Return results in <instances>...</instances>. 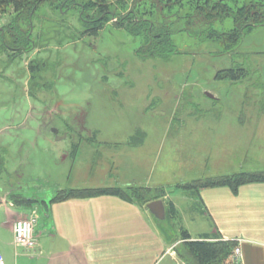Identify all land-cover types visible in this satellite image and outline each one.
Instances as JSON below:
<instances>
[{"label": "rangeland", "instance_id": "rangeland-1", "mask_svg": "<svg viewBox=\"0 0 264 264\" xmlns=\"http://www.w3.org/2000/svg\"><path fill=\"white\" fill-rule=\"evenodd\" d=\"M77 14L61 16L45 3L33 21L35 52L21 59L0 50V158L6 168L0 166V201L19 203L13 209L26 212L20 219L34 213L40 229L47 212L42 198H51L52 186L70 175L74 143L77 161L104 157L107 168L93 165L91 171L97 184L117 173L140 186L163 184L166 205L191 201L180 183L264 169V26L245 35L232 56L218 42L178 34L182 54L144 59L136 52L139 39L113 21L83 36ZM8 16L0 14V25ZM231 25L227 19L217 26ZM31 60L40 70L29 87ZM243 63L251 72L240 81L217 77ZM59 137L64 141L49 140ZM65 150L71 157L63 165ZM172 214L168 221L175 223L163 225L173 242L180 240L169 251L175 254L189 222L176 207ZM41 241L50 243L45 235ZM0 245L6 264H49L54 257L49 246H16L12 231L1 225Z\"/></svg>", "mask_w": 264, "mask_h": 264}, {"label": "crops", "instance_id": "crops-1", "mask_svg": "<svg viewBox=\"0 0 264 264\" xmlns=\"http://www.w3.org/2000/svg\"><path fill=\"white\" fill-rule=\"evenodd\" d=\"M131 141L129 139L128 144ZM73 147L72 171L67 178L52 186V195L65 188L136 184L134 181H125L118 173L109 175V178L107 176L105 184H97L91 171H94L93 165L104 166V157L97 162L89 160L91 163L77 161L76 149L79 148L75 149L76 143ZM62 157V164L65 165L71 154L65 150ZM103 166L97 168L105 172ZM104 167L107 168L106 165ZM185 181L188 180H180ZM144 186L155 188L164 185ZM186 196L191 201L185 205L176 199L173 202L180 219L187 218L188 232L193 239L216 233L221 239L235 241L236 246L241 248V264H264V183L242 185L237 193L230 187L222 186L201 190L200 198L190 194ZM51 198H42L41 206H46L47 212L40 229L36 227L37 243L34 245L38 249L46 246L51 248L54 257L49 264H174L178 260L176 251L175 254L169 251L180 240L173 242L163 225L164 220H158L147 205L114 195L74 197L49 204ZM16 207L5 204L1 207L3 218L0 225L12 233L14 222L20 219V214H26L13 209ZM165 221L170 225L175 223L168 221L167 212ZM174 233L176 239L179 235L177 227ZM43 235L49 238L50 243L41 241Z\"/></svg>", "mask_w": 264, "mask_h": 264}, {"label": "trees", "instance_id": "trees-1", "mask_svg": "<svg viewBox=\"0 0 264 264\" xmlns=\"http://www.w3.org/2000/svg\"><path fill=\"white\" fill-rule=\"evenodd\" d=\"M48 2L52 10L61 16L71 11L77 12L78 22L82 26L79 33L83 36L97 35L107 22L113 21L115 28L124 29L139 39L136 52L144 59L168 60L173 55L182 54L174 40V36L178 34L198 41L218 42L222 53L232 56L245 35L264 26V0H0V14L13 15L11 18L4 17L6 19L2 17L5 33H0V42L4 41V46L7 42L12 49H18L19 53L23 49L32 50L36 47L33 41L39 38V34L36 37L33 35V21L39 18L38 11ZM227 19L232 21L231 27L225 30L218 28L217 25ZM30 70L33 80L40 67L32 64ZM249 71L246 63L234 64L232 68L220 70L217 77L238 82ZM131 142L141 144L143 139H132ZM0 166L1 171H6L1 158ZM256 182L264 183V169L198 178L180 183L177 188L200 198L201 190L206 188L227 186L237 193L240 186ZM100 195H114L147 205L153 200L164 198L165 189L136 184L122 187L65 188L57 191L49 204L74 197ZM23 202L33 205L38 200L24 198ZM166 210L167 217L175 213L173 201H169ZM181 239L182 250L176 246V251L188 264H231L230 256L237 245L233 240L219 238L216 233L193 239L184 229L181 230Z\"/></svg>", "mask_w": 264, "mask_h": 264}, {"label": "built area", "instance_id": "built-area-1", "mask_svg": "<svg viewBox=\"0 0 264 264\" xmlns=\"http://www.w3.org/2000/svg\"><path fill=\"white\" fill-rule=\"evenodd\" d=\"M3 203L0 201V209ZM12 205V204H11ZM39 218L36 214H31L26 218L18 219L14 222L13 233L16 246L32 247L36 244L35 230ZM241 248L237 246L231 257V264H241ZM0 264H6L3 254L0 251ZM174 264H187L185 261H176Z\"/></svg>", "mask_w": 264, "mask_h": 264}, {"label": "flooded vegetation", "instance_id": "flooded-vegetation-1", "mask_svg": "<svg viewBox=\"0 0 264 264\" xmlns=\"http://www.w3.org/2000/svg\"><path fill=\"white\" fill-rule=\"evenodd\" d=\"M3 23V22H2ZM5 23H3L2 25H0V33L1 34H4L5 33V28H4V25ZM34 36H35V34H33ZM33 36V37H34ZM3 42L4 41H1L0 42V50H2V51H8V52H11L12 54H9L10 56L12 55L13 57H21V59L24 57V56H26V55H29V56H31L32 54L31 53H33V52H35V50L38 48L37 46H36V41L34 40L33 42H34V44H35V46L36 47H34L32 50L31 49H23L22 50V52L21 53H19L18 52V49H12L8 44H7V42L5 43V45L6 46H4L3 45ZM15 54H18L17 56L15 55ZM15 55V56H14ZM33 62V60H31V61H29V63H28V66H29V68H28V74H29V87H30V83H31V81H33L32 80V72H31V70H30V65H34V63H32ZM33 89L32 88H29V93H31V91H32Z\"/></svg>", "mask_w": 264, "mask_h": 264}, {"label": "water", "instance_id": "water-1", "mask_svg": "<svg viewBox=\"0 0 264 264\" xmlns=\"http://www.w3.org/2000/svg\"><path fill=\"white\" fill-rule=\"evenodd\" d=\"M207 95L214 98V95L207 92ZM54 133L57 134L58 131L53 129ZM61 137H59L60 139ZM149 211L158 219L165 220L166 218V205L163 199H156L147 204Z\"/></svg>", "mask_w": 264, "mask_h": 264}]
</instances>
